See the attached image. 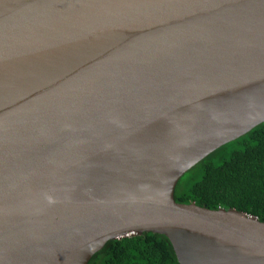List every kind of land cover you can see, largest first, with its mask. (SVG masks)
Returning a JSON list of instances; mask_svg holds the SVG:
<instances>
[{
    "label": "water",
    "instance_id": "obj_1",
    "mask_svg": "<svg viewBox=\"0 0 264 264\" xmlns=\"http://www.w3.org/2000/svg\"><path fill=\"white\" fill-rule=\"evenodd\" d=\"M264 122V0H0V264H88L164 234L264 264V220L175 199Z\"/></svg>",
    "mask_w": 264,
    "mask_h": 264
},
{
    "label": "trees",
    "instance_id": "obj_2",
    "mask_svg": "<svg viewBox=\"0 0 264 264\" xmlns=\"http://www.w3.org/2000/svg\"><path fill=\"white\" fill-rule=\"evenodd\" d=\"M178 202L230 208L264 220V122L190 168L175 188ZM88 264H180L170 240L145 232L108 241Z\"/></svg>",
    "mask_w": 264,
    "mask_h": 264
}]
</instances>
